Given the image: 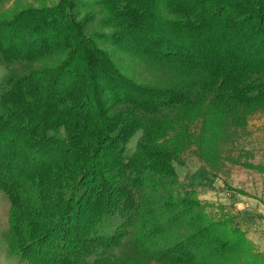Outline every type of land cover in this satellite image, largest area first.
Listing matches in <instances>:
<instances>
[{"label": "trees", "instance_id": "16d2710c", "mask_svg": "<svg viewBox=\"0 0 264 264\" xmlns=\"http://www.w3.org/2000/svg\"><path fill=\"white\" fill-rule=\"evenodd\" d=\"M35 1L0 12V58L28 68L0 84V191L17 262L87 264L127 241L130 253L95 264H264L174 167L190 146L211 164L216 143L264 110V0ZM97 39L138 47L166 78L136 83Z\"/></svg>", "mask_w": 264, "mask_h": 264}, {"label": "rangeland", "instance_id": "374dc122", "mask_svg": "<svg viewBox=\"0 0 264 264\" xmlns=\"http://www.w3.org/2000/svg\"><path fill=\"white\" fill-rule=\"evenodd\" d=\"M38 4L35 0H3L0 2V12ZM89 10L82 11L81 16ZM94 28H98L96 23L89 26L88 33ZM97 42L111 53L122 73L136 83L153 84L166 78L167 73L162 68L138 60V47L133 48L137 54L132 55L111 47L104 40L97 39ZM9 72L23 75L28 68L18 62H3L0 58V84ZM198 128L199 123H194L190 130L197 132ZM141 134L139 130L130 139L128 154L135 150ZM216 147V158L210 164L198 157L196 146H190L174 163L179 181L193 189L202 203L208 205V213L232 218L252 242L255 251L264 256V110L248 116L242 127L232 129L229 137L216 143ZM8 210L9 202L0 191V264H19L9 249ZM130 252L129 243L124 241L111 251L96 250L85 257V262L95 264L100 259L117 262Z\"/></svg>", "mask_w": 264, "mask_h": 264}]
</instances>
